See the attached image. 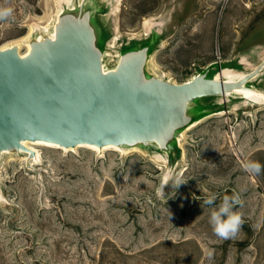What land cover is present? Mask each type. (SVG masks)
<instances>
[{"label": "rangeland", "instance_id": "rangeland-1", "mask_svg": "<svg viewBox=\"0 0 264 264\" xmlns=\"http://www.w3.org/2000/svg\"><path fill=\"white\" fill-rule=\"evenodd\" d=\"M69 1L0 0V9L12 10L0 19V48L25 51L29 39L52 31L61 9L80 2ZM96 2L107 67L124 47L151 38L149 70L175 82L211 62L215 76L223 68L247 72L264 57V0ZM250 84L264 92V70ZM197 104L206 115L178 134L170 153L154 143L105 150L32 144L38 161L4 152L0 264H264V172L244 168L264 165V102L205 96ZM166 175L186 183L158 195ZM234 191L245 224L223 240L209 224L215 206L203 199Z\"/></svg>", "mask_w": 264, "mask_h": 264}, {"label": "water", "instance_id": "water-1", "mask_svg": "<svg viewBox=\"0 0 264 264\" xmlns=\"http://www.w3.org/2000/svg\"><path fill=\"white\" fill-rule=\"evenodd\" d=\"M99 10L96 0H80L60 11L53 35L29 39L27 54L18 44L0 48V156L26 151L34 157L26 140L66 148L154 143L170 153L178 134L206 115L200 98L262 92L250 81L264 70V57L238 76L212 75L217 63L211 62L175 82L149 70L152 38L124 47L107 67Z\"/></svg>", "mask_w": 264, "mask_h": 264}, {"label": "clouds", "instance_id": "clouds-1", "mask_svg": "<svg viewBox=\"0 0 264 264\" xmlns=\"http://www.w3.org/2000/svg\"><path fill=\"white\" fill-rule=\"evenodd\" d=\"M12 14L11 9H0V19L9 17ZM247 172L253 175H260L264 172V165L259 162L249 161L244 165ZM171 183L173 189L179 188L182 183H186L185 180L176 175L164 176L158 189V195L164 194V187ZM217 199H220V203L216 205ZM203 204L207 206H215L210 212L209 224L212 227L213 233L220 239L229 240L234 239L242 230L245 220L240 211L236 210L237 206H242L243 201L241 196L237 192H233L231 196L223 195L219 197L217 194L212 193L206 195L203 199Z\"/></svg>", "mask_w": 264, "mask_h": 264}, {"label": "bare ground", "instance_id": "bare-ground-1", "mask_svg": "<svg viewBox=\"0 0 264 264\" xmlns=\"http://www.w3.org/2000/svg\"><path fill=\"white\" fill-rule=\"evenodd\" d=\"M72 2H71V0L69 1V4H71ZM62 10V9H61ZM60 13V12H59ZM59 13H58V15H59ZM57 15V16H58ZM55 24V23H54ZM53 28H54V26H53ZM53 33H54V29H52V31H50V33L49 34H52L53 35ZM29 36V35H28ZM27 38V37H26ZM110 40V39H109ZM115 42V41H114ZM165 42V41H164ZM16 43V42H15ZM22 44V43H21ZM13 45V44H12ZM9 46H11V45H9ZM5 47H7V46H5ZM111 47V46H110ZM2 48H4V47H2ZM108 48H109V46H108ZM29 49H30V44H29V40L26 42V49H25V51H23V52H21L22 54H27V52L29 51ZM113 50V49H112ZM110 53V52H109ZM115 58V57H114ZM156 65V64H155ZM222 74L225 76V77H234V76H238V75H240V74H242V73H231L227 68H223L222 69ZM233 72V71H232ZM163 75V74H162ZM221 75V74H220ZM170 77V76H169ZM171 79V78H170ZM175 81V80H174ZM242 95H243V97L244 98H246V99H249V100H251V101H254V102H263V99H264V92L262 91V92H255V91H253V90H244V91H242ZM201 121V120H200ZM179 141H180V139H179ZM24 144L28 147V148H30V149H34L35 150V152H36V155L34 156V157H32L31 159L33 160V161H38V159H39V153H38V150L34 147V146H32V144H48V145H52V146H56V147H59V148H64V149H66V147H60V146H58L57 144H54V143H49V142H44V141H29V140H26V141H24ZM78 146H85V147H89V148H93V149H103V150H105L106 148H110V147H112V148H122V147H118V146H114V145H108V146H105V147H103V148H99V147H97V146H94V145H91V144H82V145H78ZM69 149H72V148H69ZM135 149V148H134ZM26 152V151H25ZM27 154H28V152H26ZM14 157V156H13ZM28 157V156H27ZM11 158V157H10ZM22 158V157H21ZM4 160V159H3ZM40 161V160H39ZM31 162V161H30Z\"/></svg>", "mask_w": 264, "mask_h": 264}, {"label": "built area", "instance_id": "built-area-1", "mask_svg": "<svg viewBox=\"0 0 264 264\" xmlns=\"http://www.w3.org/2000/svg\"><path fill=\"white\" fill-rule=\"evenodd\" d=\"M74 6V4H71L70 6H68V7H73Z\"/></svg>", "mask_w": 264, "mask_h": 264}]
</instances>
